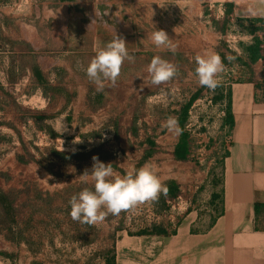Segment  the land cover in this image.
<instances>
[{"label":"rangeland","instance_id":"1","mask_svg":"<svg viewBox=\"0 0 264 264\" xmlns=\"http://www.w3.org/2000/svg\"><path fill=\"white\" fill-rule=\"evenodd\" d=\"M147 1L139 0L138 3V21L142 25L138 30V53L147 47L148 31L144 28L148 21ZM39 4L42 8L45 6ZM24 5L29 6L30 1L0 0V18L4 17L6 8L16 11ZM92 5L101 6L102 12L91 13ZM126 5H130V2L78 0L71 4H59L60 8L75 11L71 13L70 20L76 23V31L85 36L78 35L84 43L92 39L94 30L90 26L99 22L102 23V42H109L115 35L124 40L130 37V30L124 28L130 17L125 13ZM219 5L208 4L201 23H194L193 15L177 13L172 6L170 27L162 29L155 24L154 30L166 31L176 50L172 52L154 46V53L175 64L177 75L159 86L150 82L146 87H131L130 76L127 75L132 71L126 69L125 65L130 62L125 60L118 79L123 84H105L107 104L99 112L83 111L82 104L77 103L72 110L71 122L67 121L66 113H61L53 121L51 129L41 116L55 112L61 106L60 98L49 105L53 101L46 99L25 81L15 86L8 85L6 93L0 89V264H106V259L113 256L116 240L122 232L135 234L141 229L166 223L168 214L164 210L167 209V202L163 195L134 211L121 212L118 216L109 214L96 225L71 218L70 198L84 188H94L90 176L86 181L81 176L86 169L91 171L93 153L89 151L94 146L102 145L99 159L112 163L114 170L124 175L117 167L127 172L136 169L144 153L142 141L147 134L154 136L157 140L156 153L142 162L141 167L146 163L154 165L163 184L174 181L178 191H184L189 196L203 187L196 207L206 204L212 185L210 172L214 167L221 172V166L215 165L217 151L209 150L214 144L207 146L210 134H217L216 129H210V134L205 133L198 126L197 118H193L190 130L193 154L184 166L171 162L166 154L168 145L161 137L164 128L162 118H167L169 114L173 117L174 108L187 102L196 92L200 93V97L208 96L210 89L202 87L195 75L194 57L197 53L211 50L220 55L225 72L219 87H223L231 77L249 71L248 67H241V60L248 59L243 46L252 40L247 33L249 19L235 16L226 8L225 15H222ZM20 12L24 13L25 10ZM47 15L43 13L42 51L63 57L66 50L72 47H68L72 42L68 41L61 29L59 34L51 33L53 23ZM66 18L65 11L59 14L60 24ZM115 26L119 28L116 30ZM127 48L130 53L129 44ZM84 49L87 54H96L90 47L85 46ZM145 61L144 58L142 64ZM205 109L206 102H201L197 112L203 115ZM149 115L152 126L147 131L141 130L139 136L134 135L130 131L132 119ZM116 124L120 133L117 136L114 133ZM56 134L60 137L54 138Z\"/></svg>","mask_w":264,"mask_h":264},{"label":"crops","instance_id":"2","mask_svg":"<svg viewBox=\"0 0 264 264\" xmlns=\"http://www.w3.org/2000/svg\"><path fill=\"white\" fill-rule=\"evenodd\" d=\"M29 1V6L24 5L16 11L6 8L4 17L0 18V89L6 93L8 85L15 86L25 81L33 85L35 91H40L46 99L53 101L49 105L60 98L61 106H58L55 112L41 116L51 129L54 126L53 121L61 113H66L67 121L71 122L72 110L77 103L82 104L83 111H101L107 104L106 92L97 91V85L89 80L86 73L91 59L96 54L85 53L84 47H90L97 53L105 46L107 42H102V23L90 26V29L94 30L92 39L89 43H84L78 36L84 35L76 31V23L70 20L71 13L75 11L59 6L60 3L71 4L78 0ZM126 1H129L130 5L125 6V13L130 17L127 18L124 28L130 30L131 36L125 40L128 41L126 44L130 45L129 54L135 57L134 62L125 65L127 70L132 71L127 75L130 76L131 87L149 86L151 78L146 69L155 56L150 35L155 24L162 29L170 27L172 6L177 9V13L186 12L193 15L194 23L202 22L204 8L211 3L224 5L227 11L235 16L255 20V25L261 27L257 35L263 41V53L261 58L249 67L250 78L234 83L230 89L231 103L228 115L233 126V138L228 153L221 162V177L215 186L211 185L207 194L205 203L209 206L191 209L181 219L175 232H122L115 244L116 264H264V0H148V21L144 26L148 31L145 41L147 47L142 53H138L137 47L138 30L142 27L137 15L139 0ZM120 2L122 4L123 0ZM39 3L45 5L44 11ZM90 8L91 13L102 12L101 6L92 5ZM22 10L25 12H20ZM64 11L67 18L60 24L59 14ZM44 12L52 19L51 33L54 31L59 34L61 29L68 41L72 42L68 45L72 47L66 50L63 57L42 51ZM80 24L86 26L84 22ZM103 28L107 29L108 26ZM114 28L117 30L119 27ZM251 42L252 40L248 43ZM144 58L146 61L142 64ZM121 83L123 84L117 80L116 85ZM24 92L28 93L26 90ZM146 93L147 91L144 95ZM187 102L174 108L173 117L178 121L181 133L177 135L163 128L161 134L164 144L168 145L166 154L170 161L182 165L187 164L188 160L178 158L176 152L184 155L188 151L187 147L183 148L187 146V138L184 137L185 122L182 123V110ZM169 117L170 114L167 118H162V123ZM150 126V115L141 119L135 117L132 119L130 131L139 136L141 130L147 131ZM114 128L117 136L120 134L118 124ZM99 136L101 137V134ZM53 137L58 138L60 135ZM156 144L155 137L147 134L142 141V146L145 147L142 161L137 163L136 169L141 168L142 162L155 155ZM212 150L214 147L211 146L210 151ZM101 151L102 145H98L89 152L101 159ZM114 155H117L116 152ZM117 168L122 173H127L124 168ZM211 174L212 171V179ZM164 185L168 192L167 196L163 197L167 199L175 196L178 185L171 180L166 181ZM203 191V187L196 191L197 200ZM213 193L219 196L213 199L216 205L211 202Z\"/></svg>","mask_w":264,"mask_h":264},{"label":"clouds","instance_id":"3","mask_svg":"<svg viewBox=\"0 0 264 264\" xmlns=\"http://www.w3.org/2000/svg\"><path fill=\"white\" fill-rule=\"evenodd\" d=\"M150 40L157 48H167L172 52L176 50V45L162 29L155 28ZM125 60L134 62L135 57L129 54L125 40L115 35L97 51L86 69L89 80L97 85V91H103L106 82L111 86L116 85ZM194 60L198 83L214 91L225 72L220 55L205 50L197 53ZM146 71L151 84L159 86L171 81L177 75L178 68L170 61L154 56ZM162 127L177 135L182 131L174 117H169ZM92 160L91 171L86 169L81 176L85 181L90 176L94 188H84L69 200L70 216L74 221L96 225L102 223L109 214L118 216L121 212L134 211L145 203L155 202L161 195L167 196L168 189L161 182L154 165L146 163L139 169L120 175L112 163L102 162L98 156H93Z\"/></svg>","mask_w":264,"mask_h":264},{"label":"built area","instance_id":"4","mask_svg":"<svg viewBox=\"0 0 264 264\" xmlns=\"http://www.w3.org/2000/svg\"><path fill=\"white\" fill-rule=\"evenodd\" d=\"M219 6L221 14L225 15V7L222 4H220ZM259 25L261 24L259 23ZM246 61L247 64H241L242 68H249L248 65H250V62L248 61V59ZM235 66L239 67L238 64H236ZM232 67H234V65ZM249 78L250 75L248 74V72H245L243 75L240 73L238 76L231 77L225 84H223V87L218 86L214 91L210 90L208 96L200 97L199 94V96L192 102L188 113V120L185 125V130L189 134V141L191 144V153L189 155V159H191V156L193 154V142L190 130L192 127L193 118H197L196 121H198V126L202 127L205 133L208 132L210 134V129H216L217 134L215 136H212V134H210V140L207 146H209L211 143L214 144L211 146L212 148L214 147V149L217 151L214 157V159H216L215 165L221 166V162L228 153V149L230 144L232 143L233 138V126L227 120L231 103L230 89L234 83L248 80ZM219 92H221L223 95L221 98H216ZM201 102H206V109L203 115H199L200 113L197 112V108L201 105ZM202 116L203 119L201 120ZM166 202L167 209L164 210V213L168 214V220L166 221V223L161 224V226L165 227L169 232H172L177 229L181 219L191 209L197 208L196 205L198 203V200L195 194L189 196L184 191H178L175 196L167 198ZM203 205L208 204L206 203Z\"/></svg>","mask_w":264,"mask_h":264},{"label":"trees","instance_id":"5","mask_svg":"<svg viewBox=\"0 0 264 264\" xmlns=\"http://www.w3.org/2000/svg\"><path fill=\"white\" fill-rule=\"evenodd\" d=\"M247 28H248L247 29V33L252 35V42L249 43V44H244L243 49H244V51H245V53L247 55L248 61L250 62V65H248V66L251 67V64L255 63L262 56V53H263V46H262L263 45V41L257 35V31L261 27L255 25V20L249 19L248 24H247ZM241 62L244 63V64H247V61H245V60H241ZM199 94H200L199 92L193 94L192 97L190 98V100L183 107V110H182V114H183L182 123L185 122L184 123V128H185L186 122L188 120V113H189V109H190V107L192 105V102L199 96ZM222 95L223 94L221 92H219V94L216 96V98H221ZM229 118L230 117L228 115V117H227L228 122H230ZM184 137L187 138V146L185 145L183 148L187 147L188 151H187V153L185 152L184 155L181 152H176V155L178 156V158H183V159H187L188 160L189 159V155L191 153V144H190V141H189V134H188V132L186 130H185ZM211 175H212L211 182L215 186V184L218 183L221 175H220V173L218 171H216L215 167L212 169V174ZM177 192L175 193V195L177 194ZM215 197L218 198L219 196H217V195H215V193H213L212 196H211V199H212L211 202L213 204H215V200H213V199H216ZM175 231H172V232H175ZM168 232L169 231L165 227H163L161 225H154L152 228L141 229L135 234H154V233L167 234ZM115 257H116V255H115V251H114L113 256L111 258L106 259L107 260L106 264H116Z\"/></svg>","mask_w":264,"mask_h":264}]
</instances>
